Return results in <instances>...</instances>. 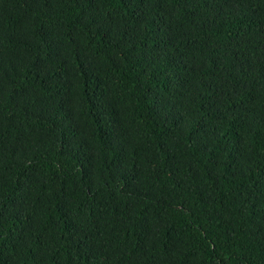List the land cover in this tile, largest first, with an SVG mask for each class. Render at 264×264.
Wrapping results in <instances>:
<instances>
[{"label":"trees","instance_id":"obj_1","mask_svg":"<svg viewBox=\"0 0 264 264\" xmlns=\"http://www.w3.org/2000/svg\"><path fill=\"white\" fill-rule=\"evenodd\" d=\"M0 264H264V0H0Z\"/></svg>","mask_w":264,"mask_h":264}]
</instances>
